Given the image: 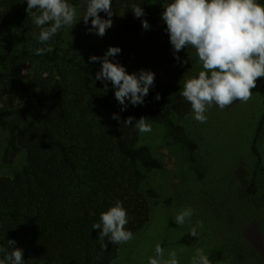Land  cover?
<instances>
[{"label":"trees","instance_id":"trees-1","mask_svg":"<svg viewBox=\"0 0 264 264\" xmlns=\"http://www.w3.org/2000/svg\"><path fill=\"white\" fill-rule=\"evenodd\" d=\"M78 1L67 0L74 6ZM113 1L118 2L114 14L125 11L113 32L80 51L58 45L54 36L53 50L36 55L33 48L48 45L38 43L40 30L27 15V0H0V129L7 132L0 166L12 170L0 176V244L14 239L24 250L25 264H110L119 244L105 238L103 248L98 240L102 229H93V224L116 200L127 210L128 230L134 234L145 227L160 198L149 173L165 166L143 143L135 120L133 126L124 125L129 116L163 124L169 142L180 145L197 178H205L198 143L176 121L191 111L180 95L188 61L177 62L173 55L162 20L163 0ZM258 2L264 5V0ZM132 4L141 6L145 15L136 18ZM145 19L148 30L142 27ZM110 46L121 49L110 59L128 73H155L144 104L128 103L123 112L111 82L105 89L104 82L95 80L101 62L89 60L92 55L102 57ZM191 50L176 55L181 58ZM26 62L47 66L49 74L27 76ZM114 113L120 120L112 119ZM263 133L264 112L250 146L251 175L244 167L238 170L250 195L257 194L264 175L259 147ZM21 157L24 163L18 167ZM184 241L196 242L197 237L189 235ZM222 255L213 253L211 261Z\"/></svg>","mask_w":264,"mask_h":264},{"label":"rangeland","instance_id":"rangeland-1","mask_svg":"<svg viewBox=\"0 0 264 264\" xmlns=\"http://www.w3.org/2000/svg\"><path fill=\"white\" fill-rule=\"evenodd\" d=\"M112 3V10H116ZM76 22L62 28L57 34L58 45L67 48L71 45L82 50L100 36L89 33V24L83 22L85 5L79 0L76 5ZM113 10V11H114ZM101 17L107 19L105 13ZM125 11L112 16L113 26L104 37L115 29ZM134 44V43H133ZM188 61L183 71L185 75H196L204 70L199 63L196 51L182 55ZM27 76L49 74L47 66L26 62ZM247 103L236 102L231 108L221 110L213 104L205 115L206 123H199L191 111L176 121L185 126L189 135L198 143L197 156L205 167V178L199 180L191 169L186 151L169 142L163 124L151 122L152 131L143 133V143L164 163L163 170L149 173L152 185L160 192L157 203H153L150 219L141 230L133 234V239L119 244L118 253L110 264H148L149 257L155 255V246L160 244L165 250V258L170 250H175L179 264H191L197 248H203L210 258L213 253L222 251L221 258L212 264H264V175L259 178V191L247 194L238 175L244 167L250 177L253 156L251 142L261 115L264 112V81L258 78L257 87ZM20 101V98H18ZM7 132L0 129V163L6 145ZM264 157V133L259 142ZM22 166V157L18 161ZM12 170L0 166V176L11 175ZM186 207L195 210L190 221L184 225L175 223V215ZM197 221L203 228H197V241L187 243L190 227Z\"/></svg>","mask_w":264,"mask_h":264},{"label":"clouds","instance_id":"clouds-1","mask_svg":"<svg viewBox=\"0 0 264 264\" xmlns=\"http://www.w3.org/2000/svg\"><path fill=\"white\" fill-rule=\"evenodd\" d=\"M82 2L85 5L84 24L88 25L91 18L88 32L103 37L113 26V0ZM162 7V20L167 25L166 32L176 61H181L177 53L191 47L204 69L191 78L184 75L182 80L180 95L191 104L193 118L199 123H206L205 113L213 104L223 110L237 100L247 103L253 95L252 89L257 87L258 78H264V5L258 0H163ZM131 10L136 18L145 15L144 9L137 4H132ZM26 12L40 30L38 43L48 45L33 48L36 55L51 52L52 38L62 28L76 22V7L67 0H27ZM101 12L108 18H102ZM142 27L150 29L146 19L142 21ZM120 53L119 47L110 46L102 57L92 55L89 60L101 62L102 67L95 80L104 82L105 89L111 82L123 112L127 110L128 103L133 106L144 104V98L154 85L155 73L143 69L139 73H128L118 61L110 59ZM155 98L159 100L160 95L157 93ZM112 119L120 120L119 114L114 113ZM134 120V127L139 133L152 131L147 117L136 120L129 116L123 123L133 126ZM194 212L191 207L182 209L175 215V223L184 225ZM127 223V210L120 200L101 212L100 221L93 224V229H102L98 239L102 247L107 248L103 243L105 238L112 244L132 240L133 233L126 228ZM198 227L203 228L202 221L190 227L192 237L198 235ZM16 243L10 239L6 245L0 244V264H25L24 250ZM167 256L165 258L164 248L157 244L155 255L149 257L148 264H179L175 250L168 251ZM191 264H212V261L203 248H197Z\"/></svg>","mask_w":264,"mask_h":264}]
</instances>
